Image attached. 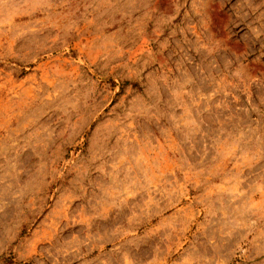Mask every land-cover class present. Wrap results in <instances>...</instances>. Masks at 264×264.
I'll return each mask as SVG.
<instances>
[{"label": "rangeland", "instance_id": "1", "mask_svg": "<svg viewBox=\"0 0 264 264\" xmlns=\"http://www.w3.org/2000/svg\"><path fill=\"white\" fill-rule=\"evenodd\" d=\"M0 264H264V0H0Z\"/></svg>", "mask_w": 264, "mask_h": 264}]
</instances>
